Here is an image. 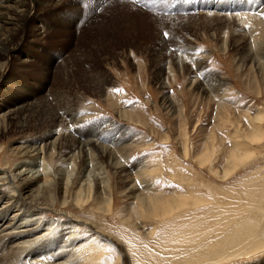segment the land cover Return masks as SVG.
<instances>
[{
  "label": "rangeland",
  "instance_id": "374dc122",
  "mask_svg": "<svg viewBox=\"0 0 264 264\" xmlns=\"http://www.w3.org/2000/svg\"><path fill=\"white\" fill-rule=\"evenodd\" d=\"M257 1L264 5V0H30L28 26L47 29L41 38L21 31L13 61H0V100L11 106L27 98L37 101L22 111L14 131L1 134L0 168L20 186L13 169L22 158L10 148L50 131L54 114L65 110L67 94L80 111L77 119L86 113L92 119L69 122L66 134L75 132L83 141L94 131L109 145L124 138L128 159L119 160L125 174L93 157L107 174L112 209L97 199L75 201L77 182L68 206L59 196L55 207L40 209L58 231L70 218L74 226L81 220L80 242L97 237L108 244L109 253L96 264H264V69L241 64L250 58L261 62V55L264 62V17L249 15L241 26L238 20L198 17L213 5L239 11L238 3L253 8ZM170 51L189 54L183 69L167 62ZM22 52L27 56L20 57ZM249 119L261 126L260 137L254 138ZM237 131L251 158L225 173L238 155ZM207 150L208 157H202ZM53 158L46 161L57 173L64 163ZM101 185L99 180L93 191ZM141 192L170 201L173 211L146 202L142 212ZM247 214L255 222L252 239Z\"/></svg>",
  "mask_w": 264,
  "mask_h": 264
},
{
  "label": "bare ground",
  "instance_id": "6f19581e",
  "mask_svg": "<svg viewBox=\"0 0 264 264\" xmlns=\"http://www.w3.org/2000/svg\"><path fill=\"white\" fill-rule=\"evenodd\" d=\"M149 1L150 0H147V2ZM50 4H49L50 6L53 5V3H50ZM223 7H226V6L225 5H222V6L213 5L210 7L211 9L200 10L198 17H200L201 15H202L201 18H203V16L208 17V18L212 16H217L221 18V20L218 19L217 22H228V21L238 20L239 26H241L245 21H247L246 19L249 15L256 17L258 14L264 17V8H263L264 5H261L260 1H257V3H254L253 8L248 7L247 3H244V5H241V3H238L239 11H230V10L227 11V10H223ZM251 9H255V10L251 11ZM32 15L33 14L31 13L30 0H0V61L6 60L5 64L7 62L11 63L13 61L14 50L17 46L16 37L21 31L25 32L28 35V37L30 36L32 37V35H34V37L35 35H39L40 37V35H42L46 31L47 27L45 25L41 28L39 26H33V25L32 27L28 26L29 20ZM43 35H45V33ZM251 37L252 36H250V38ZM252 45L250 47H252ZM181 52L170 51L169 57H171V59L170 60L167 59L168 61L167 60L166 61L170 63L175 61L179 64L181 69H183L186 66L185 63L188 60H190V56L188 53L182 54ZM206 55L205 57L207 58ZM21 56H23L24 58V56H27V55L25 52H22L20 57ZM255 59L256 58H253V59L250 58L249 61H247L246 59L245 60L241 59L242 60L241 64L245 65L246 62L251 63V65L258 64L257 67H260V69H264V62L262 61V55L260 58L261 62H255ZM14 61H17V60H14ZM72 65H74V63H72ZM67 69H70V68H67ZM80 71L82 72V70ZM193 82H197V81L193 80ZM219 83L223 85V82L221 79ZM32 99L27 98L23 104L18 105V106H11L12 104L7 105V104H4L3 100H0V136L2 133L3 134L7 133L15 128L14 127L15 123L19 119L22 111L24 112L26 109L36 106L37 99H33V100ZM74 103H75V100L71 96L68 97V94H67L66 101H64V105H63V108L65 110L63 112L58 111L57 113L54 114V116L52 117L53 119H51V121H54L53 123L51 122L54 125V127L50 131H47V132L45 131L46 134H43L41 137L36 138L35 140L30 139L24 144H20L18 146L10 148V151L13 154L19 155L22 158L21 161L17 163V165L13 169L14 172L16 173L15 177L18 179V181H20L19 187H16V185H13L14 179L12 175L10 174V172L8 171V169L0 168V258H3V259H0V264H6V263L8 264H96V262L104 259V257L109 253L108 248H107L109 247L108 244H105V245L100 244L99 242L100 240L97 237L92 238L89 241L83 240L80 242L78 240V238L80 237L77 238L78 229H76L77 228L76 225L80 224V221H81L80 219H79L80 221H78L77 219L74 220L78 222V224L76 222L74 226V222L69 221V220H72L69 217L70 219L68 218L69 220H67L66 223H64V227L62 231H58L57 223L54 220L44 219L43 213L40 210L43 207H47L49 209H52L53 207H55L58 203L56 201L59 196H61L60 197L61 204L63 206H68L69 194L71 193V189H72L71 187L76 182L79 184L78 186H76L77 188L73 195L75 201H77L78 203L79 202L84 203V202H89L92 199H97L100 201L101 205H104L105 208L110 210L113 208V195L111 194V191L108 190L109 184L108 182L106 183L107 174L104 169H101L100 166L98 168L97 166L98 162L96 163L97 161L96 159H100L99 162L101 161L102 162L107 161V163L110 162V165L108 164L109 166H111L110 168H114L115 170H117L119 175L125 174L124 173L125 167L119 160L122 157L126 158L125 161L128 159L127 153H128L129 147L127 146V144L126 145L124 144V138L121 137L120 140L118 138L116 141L114 139L113 141L114 145H109L108 143H106L107 141L106 139H104L103 135L98 136L96 135V132L94 131L92 133L94 136L93 138H88V139L86 138V140H83V141H80L76 139L75 137H73V133L75 132H72L70 135L65 133L66 130H69L68 128L69 122L76 124L79 121L84 122L88 119H92V117L88 113H86L85 117L81 119L80 118L77 119V117L78 116L81 117V115H79L80 113L79 110L73 109L72 105ZM219 105H222V102ZM60 112H62V115H60ZM249 120H250L249 127L251 126L254 132L252 134L253 135L255 134L254 138L260 137L261 135L260 131L262 129L261 126L258 124L256 120H253V119H249ZM104 123L106 124V128L107 127L112 128L109 122L108 123L104 122ZM97 125L98 123L96 124V126ZM39 129L43 130V127H40ZM71 130L73 129L71 128ZM242 134L238 135V131H237V139H238L237 145L238 146H234V148L238 150V155L237 153H234L233 155L234 157H231L230 161L228 162L226 166L225 173H230V172L235 171L237 168H239V166L242 163H244L247 160V158L249 159L251 158V157H248L249 152L245 150V148L243 147L246 143L243 142L244 137L242 136ZM208 151L209 150H207L202 157H208ZM0 152H1V148H0ZM119 152L121 153V155H119ZM187 153H188V150H187ZM56 155L64 163V168L57 170V173L52 172L50 170V166H49L50 163L47 164L48 161H46L47 157L53 158ZM93 157H96L95 162L93 160ZM125 163L127 164V162ZM137 173L140 176L142 175L143 171L141 170ZM99 180H100V183L103 185H101L100 189L97 188L98 190L95 192L93 190L96 189V188L94 189V187L98 185ZM4 185L9 186L7 191L3 189ZM84 189H88L87 190L89 191L88 195H86L87 193L84 192L86 191ZM141 193L142 195H137V199L141 203L142 212H145L144 211L145 209H143L144 207L143 205L146 204V202H149L148 205H150L152 208L167 206L170 208V210L173 211L174 207L171 206L170 201L161 202L162 200L160 196H157L156 199H153L154 197L152 198V196L143 197V192ZM95 194L97 195V197L95 196ZM90 198L91 200H89ZM155 212L157 211L155 210ZM247 218L250 220V224H246L247 226L246 231L249 237L252 239L253 236L256 234L255 233L256 232L255 222H253L251 215L247 214ZM59 229H61V227H59ZM180 231L182 230L180 229ZM100 234L102 235V233ZM178 234L180 235V233ZM107 239L110 240V238H107ZM257 242H259V240ZM193 243L197 245L195 242ZM164 248H167V246L163 247V249ZM103 254H104V257H103ZM153 258L152 260L154 261Z\"/></svg>",
  "mask_w": 264,
  "mask_h": 264
}]
</instances>
